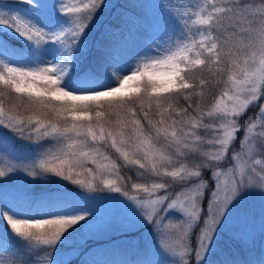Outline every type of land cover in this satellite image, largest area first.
Listing matches in <instances>:
<instances>
[{
    "label": "snow or ice",
    "instance_id": "snow-or-ice-1",
    "mask_svg": "<svg viewBox=\"0 0 264 264\" xmlns=\"http://www.w3.org/2000/svg\"><path fill=\"white\" fill-rule=\"evenodd\" d=\"M21 5L0 4V85L26 97L23 107L33 113L19 116L0 101V146L9 153L0 167V221L6 222L0 239L12 244L3 249L8 258L0 264H70L58 259L60 246L77 251L96 235L102 222L87 201L102 197L66 191L65 181L87 192L123 197L103 198L121 205L122 230L148 229L156 255L166 264H212L213 256H223L218 264H254L228 256L219 240L234 215L247 219L242 203L248 196L261 202L264 234V170L255 167L259 161L252 159L248 135L256 125L251 117L244 125L238 123L253 106L264 119V104L259 103L264 99V11H249L256 0H190L175 15L162 13L150 24L137 50L129 48L131 33L126 38L121 30L105 26L100 40L107 37L108 43L96 42L101 55L92 60L90 33L97 27V13L109 6L105 0H89L83 7L69 6L67 0H21ZM260 6L264 8V0ZM122 15L127 21V13ZM212 66L217 74L227 69L213 110L205 113L197 107L196 119L189 113L191 104L172 109L175 97L196 86L188 82L196 79L195 73L205 68L211 73ZM209 83L199 79L201 89ZM0 96L6 93L0 91ZM153 107L157 119L150 116ZM214 112L215 119L204 123L203 117ZM202 127L210 135L207 141L198 132ZM241 131L248 151L229 157ZM45 139L54 145L39 151ZM18 141L35 143L36 150L18 156ZM205 142L216 150L203 151ZM101 146H110L124 166H138L141 178H155L150 185L132 184L143 196L130 195L121 186V165ZM258 147L264 151V139ZM224 161L235 163L222 171ZM203 172L214 186L202 178ZM44 182L57 189L29 193L32 185ZM177 187L181 190L175 191ZM170 218L178 222L162 227ZM197 223L202 227L189 243ZM259 264H264V255Z\"/></svg>",
    "mask_w": 264,
    "mask_h": 264
},
{
    "label": "rangeland",
    "instance_id": "rangeland-1",
    "mask_svg": "<svg viewBox=\"0 0 264 264\" xmlns=\"http://www.w3.org/2000/svg\"><path fill=\"white\" fill-rule=\"evenodd\" d=\"M190 0H105V3L109 5L103 8L97 13V27L92 29L90 33V43L92 44V51L89 55V60L94 57L101 55V52L95 47L97 41L102 45L108 43V38L105 37L104 40H100L101 34L104 32L105 26L121 30V34L124 37H128L131 33L129 48L132 50H137L138 47L145 41L147 35L149 34L148 26L154 21L162 18L163 14L172 13L176 14L177 7L180 5H187ZM69 6L75 5L77 7H83L85 3H89V0H67ZM0 4H10L15 6L21 5V0H0ZM134 5V7H132ZM249 11L255 15H260L264 8L260 6V0H256V6L249 9ZM127 13V21L122 13ZM0 34H4L0 32ZM14 42V41H13ZM216 67L212 66L211 73L209 69L205 68V71L195 73L196 79H206L212 82V89L206 90L216 95L211 101L207 102L204 100L199 107L200 111L208 112L213 110V106L216 102V98L220 95L223 88L225 87L224 81L227 78V69L225 68L224 73L217 74ZM125 74H128L125 72ZM195 79V80H196ZM189 83H193L194 80H189ZM214 90V91H213ZM225 103L222 101V104ZM260 104H264V99L260 100ZM6 109V108H5ZM197 109L192 105L190 109V115L196 119H200L197 112L193 111ZM7 110V109H6ZM258 108L253 106L249 108L246 114L238 121L239 124L244 125L245 121H248L251 117V124H255L256 127L251 132H249V137L251 138V149L254 153L252 159L253 161H259L255 164L258 171L264 170V151L258 147L259 139H264L260 137L259 134L264 132V119H261L258 115ZM179 119L178 117H174ZM185 120L188 117H184ZM215 119V112L213 117L204 116V123H209ZM220 121L215 122V126H218ZM188 130V129H186ZM202 138L207 141L210 138L208 130L205 128H200L198 130ZM245 139V134L243 131L237 134V138L233 145L230 146L229 157L233 152L245 153L248 151L249 145L241 144V141ZM43 147L39 151H45L49 147L54 145V141L51 139H45L41 141ZM15 152L18 156H28L33 151L36 150L35 143H30L28 141H18L15 144ZM157 147H160L157 145ZM203 151H215L216 149L211 148L206 142L201 145ZM110 150V146L108 147ZM54 150V149H53ZM101 151L110 157L111 160L117 161L121 167L118 173L121 179V186L129 191L130 195H141L143 193H137L132 189L133 183H143L150 185L155 178H141L138 172L143 170L138 169V166H124L122 159H119L118 154L116 158L112 157L108 153L107 149L101 146ZM114 151V150H112ZM9 153L6 152L2 146H0V167H4L8 161ZM235 162L229 163L224 161L221 164V170L226 171L229 167L234 166ZM179 166L178 164L176 165ZM89 167H95L94 165H89ZM125 171L126 174L123 173ZM106 179L117 178L116 176H106ZM202 178L209 184L214 186L215 181L210 178L207 172L202 173ZM53 179H57L53 177ZM199 183V180L195 181ZM64 188L69 192H79L84 196H100L102 198L98 200H90L87 203L90 206H94L98 213V220L102 223L97 231L96 235L88 239L77 251H72L70 249L60 246V253L58 259L70 262L72 264L73 260H76V264H140L142 261L149 259L161 260L162 264H166L163 256L156 255L153 244L148 239V229H136V230H122L119 225V221L123 214V209L116 200L104 199L105 196H113L118 200H123L124 198L119 196L118 193H108V192H87L81 189L78 185H74L71 182H63ZM190 186V185H189ZM17 187H23L21 184L17 183ZM57 189L56 185L44 182L39 184H34L29 189L31 195L39 194L43 191H55ZM181 189L177 187L175 191H180ZM204 195L207 196V189L204 190ZM173 198H175V192H173ZM206 205V200L201 203L203 208ZM242 207L247 213V219L234 215L229 224V231L222 235L219 240V246L224 252L235 259L244 261L252 260L254 264H259V259L261 255H264V234L260 230V220H261V202L257 196H248L242 203ZM180 214L174 213V216H179ZM107 222L109 226H105ZM177 219L170 218L164 221V225L177 223ZM6 222L0 221V229H2L3 224ZM201 223H197L193 226L189 233L188 242L191 243L195 234L199 233ZM169 231H173L169 229ZM238 233L239 236L234 234ZM174 238V237H173ZM247 241V243L245 242ZM5 247L11 248L12 244L9 241L0 239V259L7 260L8 255L3 251ZM43 254L40 253L36 259H39ZM223 259V256H213L211 258L212 264H218V261Z\"/></svg>",
    "mask_w": 264,
    "mask_h": 264
},
{
    "label": "trees",
    "instance_id": "trees-1",
    "mask_svg": "<svg viewBox=\"0 0 264 264\" xmlns=\"http://www.w3.org/2000/svg\"><path fill=\"white\" fill-rule=\"evenodd\" d=\"M17 45L19 46V43H17ZM205 71V69L201 70V71H197L196 73H201ZM193 84H195L196 86L193 89L188 90V92L186 93H182L180 94L178 97H175L172 101V109H183L186 108L189 104L194 105V107H196V103H197V107L199 108L200 105L202 103H204V100L209 102L212 100V98L216 95V91H214V94H212L209 91L206 90H210L212 89V82L209 83V85H206L203 89H201L199 87V80H194ZM0 91H3L6 93V97L5 96H0V101L3 102V105L6 109H12L15 108V112L17 115L22 116V117H26L30 114L33 113H29L27 111H25L23 105L26 103L27 98L26 97H18L17 94L15 93H11L9 90L4 89L3 85H0ZM203 92V95H197V93ZM214 95V96H213ZM185 96H189L190 99H185ZM139 102H137L138 105ZM164 107L167 108L168 104L165 103ZM192 109V107L190 108ZM189 109V112H190ZM138 113H139V108L137 107L135 109ZM150 116H153L154 119H157L158 117L155 116V108L153 107L152 111L150 112ZM49 119H54V117L52 116V114L48 115ZM142 120L143 124H146L145 121H143L142 119V113L140 114V117ZM159 145V144H158ZM161 146V145H159ZM108 153H110V155L114 158H116V154L114 151L110 150L109 148H107ZM124 174L125 171H123Z\"/></svg>",
    "mask_w": 264,
    "mask_h": 264
}]
</instances>
